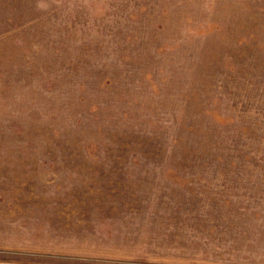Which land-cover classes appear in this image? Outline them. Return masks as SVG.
<instances>
[{
  "label": "rangeland",
  "instance_id": "obj_1",
  "mask_svg": "<svg viewBox=\"0 0 264 264\" xmlns=\"http://www.w3.org/2000/svg\"><path fill=\"white\" fill-rule=\"evenodd\" d=\"M264 264V0H0V264Z\"/></svg>",
  "mask_w": 264,
  "mask_h": 264
},
{
  "label": "crops",
  "instance_id": "obj_2",
  "mask_svg": "<svg viewBox=\"0 0 264 264\" xmlns=\"http://www.w3.org/2000/svg\"><path fill=\"white\" fill-rule=\"evenodd\" d=\"M12 264H14V263H12Z\"/></svg>",
  "mask_w": 264,
  "mask_h": 264
}]
</instances>
